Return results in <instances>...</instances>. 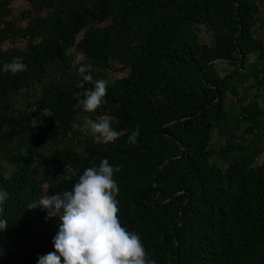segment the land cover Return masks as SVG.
I'll return each mask as SVG.
<instances>
[{
  "label": "trees",
  "instance_id": "obj_1",
  "mask_svg": "<svg viewBox=\"0 0 264 264\" xmlns=\"http://www.w3.org/2000/svg\"><path fill=\"white\" fill-rule=\"evenodd\" d=\"M15 1L0 0V264L55 251L59 217L28 205L105 158L121 224L156 264H264V0ZM13 57L25 72H3ZM88 63L108 82L94 114L75 95ZM105 114L114 143L73 127Z\"/></svg>",
  "mask_w": 264,
  "mask_h": 264
},
{
  "label": "clouds",
  "instance_id": "obj_2",
  "mask_svg": "<svg viewBox=\"0 0 264 264\" xmlns=\"http://www.w3.org/2000/svg\"><path fill=\"white\" fill-rule=\"evenodd\" d=\"M65 55H68L67 50ZM92 65L81 64L78 72L82 80L75 93L82 111L94 114L107 103V81H93ZM2 70L13 76L25 72L27 65L23 57H13L4 62ZM87 83L94 86L86 88ZM82 97V99H81ZM120 121L110 115L98 119L90 115L83 117L82 124L73 127L91 134L97 144L108 145L119 139L121 133L114 124ZM140 129L137 127L127 138L129 145L137 144ZM121 166L113 167L107 158L99 166L83 170L71 190L42 195L27 209L41 208L47 212L46 220L59 217L58 232L53 237L54 252L38 256L37 264H156L151 259L140 236L122 226L119 219V186L114 178ZM9 193L0 190V232L7 230L8 222L3 218L4 204Z\"/></svg>",
  "mask_w": 264,
  "mask_h": 264
},
{
  "label": "rangeland",
  "instance_id": "obj_3",
  "mask_svg": "<svg viewBox=\"0 0 264 264\" xmlns=\"http://www.w3.org/2000/svg\"><path fill=\"white\" fill-rule=\"evenodd\" d=\"M14 6H15V9H16V12H20L22 9L28 7L29 5H28V3L25 0H16ZM197 31L200 32V43H202V44H211L212 46L215 44V38H214L213 34L211 32H209V31H207V29H206L204 24H199V26L197 28ZM111 63H112L113 66H112V68L109 69V71L115 72L114 73L115 74L114 75L115 79L116 78L118 79V78L123 77V76L128 74V72L126 70H124L121 73H119L118 71L116 72V70H118L122 66L121 62H119V61H117L115 59H112ZM223 67L224 66H220L219 68L223 69ZM28 105H29L28 108H30L29 110H31V111H33V109L36 108V106H34V104H32V102L29 103ZM76 149L79 152L83 153V149H81L80 147H76Z\"/></svg>",
  "mask_w": 264,
  "mask_h": 264
}]
</instances>
